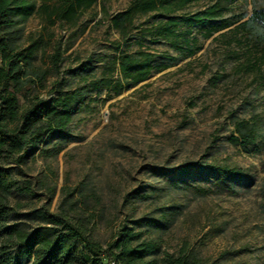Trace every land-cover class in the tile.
<instances>
[{
    "label": "rangeland",
    "instance_id": "rangeland-1",
    "mask_svg": "<svg viewBox=\"0 0 264 264\" xmlns=\"http://www.w3.org/2000/svg\"><path fill=\"white\" fill-rule=\"evenodd\" d=\"M131 1L97 0L73 23L51 24L40 15L23 23L22 45L29 36L44 40L34 59V68L45 73L36 92L47 98L54 88L81 87L85 97L64 139L50 135L23 164L10 165L19 185L32 191H14L8 205L26 227L40 223L28 215L35 211L75 212L103 249L123 225L146 230L144 238L160 244L147 257L155 264L183 248L202 264H264V135L248 152L228 141L236 119L256 114L264 127V85L234 69L255 53L235 28L254 6L264 9V0H236L215 20L183 23V16L212 1L198 0L172 15L178 22L173 38L158 33L168 18L157 13L138 15L125 36L115 30L112 17ZM57 45L61 58L54 69ZM141 53L154 56V69L146 80L126 85L113 62ZM100 79L106 85L91 89ZM116 81L125 86L119 94L108 86ZM207 164L237 167L249 177L179 173L182 165ZM170 206L166 227L141 222L159 219L158 208Z\"/></svg>",
    "mask_w": 264,
    "mask_h": 264
},
{
    "label": "trees",
    "instance_id": "trees-1",
    "mask_svg": "<svg viewBox=\"0 0 264 264\" xmlns=\"http://www.w3.org/2000/svg\"><path fill=\"white\" fill-rule=\"evenodd\" d=\"M198 0H132L128 6L112 17V27L125 36L138 15L157 13L168 18L158 25V33L166 38L176 37L174 27L178 22L172 15ZM236 0H212L203 10L182 17L187 25H203L223 15L228 6ZM97 0H0V264H155L147 260L160 249L156 240L144 238V231H135L125 225L119 228L117 238L102 248L89 238L83 220L75 212L48 213L44 209L32 212L40 223L26 227L17 221L13 208L8 205L14 191L30 194L29 184L19 185L13 177L11 166L23 164L31 150L41 145L50 135L62 139L67 134L75 112L84 101V88L67 91L54 90L43 98L36 92L42 86L44 72L34 68L37 50L44 42L42 38L29 36L22 45V25L30 17L40 15L49 23L55 21L73 23ZM239 20V19H238ZM220 27L218 31L237 23ZM245 37L255 53L246 55L234 65L236 74L252 75L253 82L264 85V9L255 6L252 14L236 28ZM212 33L209 32V35ZM240 41V40H239ZM195 53L187 52L188 56ZM61 58L59 46L51 55L52 66L57 68ZM154 56L141 53L138 56L122 54L113 64L118 63L126 85H136L152 73ZM34 75L36 80L30 78ZM106 79L92 80L91 89H98ZM111 89L119 94L125 88L120 81L111 83ZM228 141L248 152L262 138V121L258 115L248 119H236ZM201 171H217L227 179L244 180L249 176L241 169L230 166L207 164L204 168L182 165L179 173L183 176ZM173 206L158 208L159 219L147 218L141 222L150 228H164L171 216ZM139 222V221H134ZM149 233V231H148ZM164 264H202L193 258L187 249L180 250L174 257L166 255Z\"/></svg>",
    "mask_w": 264,
    "mask_h": 264
}]
</instances>
